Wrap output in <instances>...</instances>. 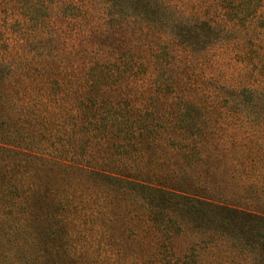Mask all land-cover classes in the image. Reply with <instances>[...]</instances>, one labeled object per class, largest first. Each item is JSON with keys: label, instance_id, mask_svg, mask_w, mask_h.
Segmentation results:
<instances>
[{"label": "rangeland", "instance_id": "1", "mask_svg": "<svg viewBox=\"0 0 264 264\" xmlns=\"http://www.w3.org/2000/svg\"><path fill=\"white\" fill-rule=\"evenodd\" d=\"M166 1L163 11H150L140 2L0 0L2 243L26 208L13 201L28 196L36 200L38 217L61 215L81 246L111 225L120 239L114 244L124 249L115 264H244L251 257L216 245L198 253L191 240L203 239V229H217L216 212H191L184 199L177 212L143 185L156 167L155 173L177 159L168 153V134L161 149L167 152L149 143L150 127H176L185 103L193 121L203 109L221 114L213 136L231 146V158L240 146L247 148L246 161L237 157L244 167L251 169L253 153H264V95H236L234 89L264 82V8L249 7L254 18L245 33L246 25L225 26L211 0ZM135 12L140 16L132 18ZM198 17L211 25L186 32ZM143 125L144 131L136 129ZM156 134L161 140L164 131ZM158 210L178 233L170 239L148 219ZM178 217H192L191 229L174 230L176 220L182 225ZM216 233L214 244H234ZM251 253L259 258L258 248ZM11 260L0 252V264Z\"/></svg>", "mask_w": 264, "mask_h": 264}, {"label": "trees", "instance_id": "2", "mask_svg": "<svg viewBox=\"0 0 264 264\" xmlns=\"http://www.w3.org/2000/svg\"><path fill=\"white\" fill-rule=\"evenodd\" d=\"M92 1L103 2L104 4L114 2L111 3L112 5H118L122 2H130L132 4L140 2L144 10L150 11H152L151 8L162 10L166 6H170L166 0ZM211 1L216 4L217 15L223 17L226 22L225 26L228 23L235 25L236 28H243L246 25L245 33L248 32L249 22L254 18L248 16L249 7L260 6L264 8V0H260L261 4L255 3V0ZM130 16L136 18L140 15L135 12ZM184 16L189 17L188 15ZM156 19H161L160 15ZM195 20L196 22L193 21V25L187 26L186 32L191 27L196 30V24L200 26L201 24L211 25L208 21H205V18L198 17ZM211 21L213 20L211 19ZM103 27H107V22ZM105 28L103 32H106ZM113 33H115V30L112 31ZM102 46L107 48L105 45ZM234 89L236 95L248 93L250 97L257 98L259 94L264 95V82L260 79L258 82L251 80L248 85ZM199 103L197 101L194 106L200 109ZM191 111L192 109L185 103V107L178 113L182 114L183 120L176 127L171 129L167 126L164 129V125L150 127L149 130L155 134L154 136L152 133L149 134L151 139L149 143L157 144V150L164 149L163 141L166 134H168L170 138H166L172 147L168 153H177V159L173 165H166L157 173L155 171L161 167H156L151 177H147L149 174L145 177L146 185H142L150 189L151 192L148 191V194L160 197L158 199L162 204L173 208L177 212L183 209L181 205L183 202H180V199H184L185 206H188V210L191 212L203 211L204 207L213 209L216 212L217 229L215 227H212L213 229H203L204 232L205 230L207 231L203 239L197 241L194 238L191 240L194 247L198 248V253L200 252L199 248L201 250L211 248L209 250H212L213 246L216 245L223 247V251H227V253H236L239 256H242L243 251L249 252L251 257H247L244 264H264V153L257 157L253 153L248 158L252 166L251 169L244 167L242 162L246 161L245 157L249 150L240 146V151L238 153L234 151V156L231 158L232 149L229 148L231 146L224 142L223 137L213 136L215 133L212 132L219 130L217 125L220 123L217 117L221 114L212 113V117L207 114L209 111L203 109L201 110L202 115L197 113L198 118L193 121L189 118ZM130 128L128 127L126 131L132 132ZM136 129L142 132L145 127L144 125L137 126ZM160 130L164 131V135H162L161 140H157L158 135L156 132ZM130 138V144L132 145L136 142L134 140L135 137L131 136ZM237 157H241L242 162H239ZM139 172L142 171L139 170ZM252 175L253 179H250ZM36 186L30 185V188L34 187L32 191H35V188L38 189ZM23 198L25 199L23 200ZM13 204L25 205L28 211L25 208L22 213L16 216L20 219L19 223H16L18 221L16 219L10 224V227H12L13 223L16 224L15 227H12L16 232H11L4 239L7 244L2 243L1 239L5 233L0 232V245L1 247L3 244L5 245V251L0 250V252L11 258L12 264H103L104 260H100L102 257L110 258V263L115 264L116 257L120 255L119 251L122 252L124 250L119 249L114 244L120 239L115 235L111 225L105 227L103 231L92 232L88 237L89 243L92 244L81 246L77 243L76 236L73 235L63 219L60 218L61 215L38 217L40 214L34 212L36 210V200L34 201L28 196L19 197L13 201ZM159 211L155 214L151 213L152 215L148 219H150V222H155L156 225L154 226L158 228V233L163 232L164 238L170 239L172 238L170 234L178 233L171 231L169 227L170 219L167 216H161ZM179 220L182 221V225L178 220L173 224L171 223L174 230L191 229L189 225L193 221L192 217H180ZM197 228L201 230V228ZM218 231L234 244L226 245V243H222L225 246H221V243L214 244L213 242H216L215 239L217 237L216 232ZM212 236L215 239L211 240ZM233 239L238 240V243ZM23 243L27 245L26 248L23 247ZM256 248L259 250V258H256L251 253ZM177 259L175 257L173 260ZM189 260L183 264H193L189 263ZM256 261H260V263ZM170 264L178 263L173 262Z\"/></svg>", "mask_w": 264, "mask_h": 264}]
</instances>
